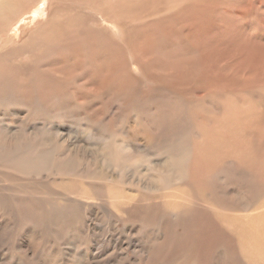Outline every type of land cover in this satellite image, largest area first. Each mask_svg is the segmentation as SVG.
<instances>
[{"label": "rangeland", "instance_id": "obj_1", "mask_svg": "<svg viewBox=\"0 0 264 264\" xmlns=\"http://www.w3.org/2000/svg\"><path fill=\"white\" fill-rule=\"evenodd\" d=\"M11 1L14 8L9 12L6 7L7 12L0 15V63L4 70L9 68L4 75L13 76L19 90L12 89L14 84L0 88L7 100L6 109L0 110V138L4 144L12 141L15 148L20 147L21 132L27 134L29 128L24 125L26 116L32 114L34 122L44 126L36 130L37 140L48 137V128L57 129L59 136L63 132L65 139L87 145L91 139L94 142L105 139L103 127L104 131L112 129L115 137L127 143L133 137L147 142V137L174 136L208 154L203 164L206 175L212 174L203 179L201 191L196 181L180 178L150 192L132 185L119 189L108 185L99 197L81 180L82 174L70 180L62 179L61 175L57 181L44 178L46 184H42L37 171V181L30 178L25 185L42 187L53 206L61 204L60 195L54 197L60 190L87 203H111V214L104 216L103 222L118 238L104 237L101 241L97 234H92V240L98 238L102 242L95 246L80 236L78 244L82 248L71 253L69 261L58 263L53 259L56 263L52 261L54 252L49 249L50 239L54 237L48 235V243L41 246L45 248H37L35 260L43 254L47 264H110L106 256L114 253V260L122 264H134L138 259L143 264L141 253L146 242L159 254L178 249L193 261L198 256L201 264L217 261L234 264V244L242 249L240 233L258 230L257 215L264 213V87L257 89L254 96L247 92L230 93L221 86H217L220 92L216 93L212 84L231 78L264 79V43L259 42V38L264 42V0ZM209 5L216 11L211 23L197 15L198 10ZM173 12L176 16L168 15ZM93 42L98 44L94 52ZM255 64L256 73L246 77ZM207 92L211 94L195 99ZM198 113L203 114L202 120L196 118ZM75 122L80 123V128H76ZM91 126L95 136L87 135ZM15 131L20 133L13 140L11 135ZM98 131L101 132L98 134ZM38 143L46 145L48 150V139ZM45 161H48V151ZM187 166L185 163L181 172ZM205 194L208 196L204 199ZM145 200L159 202L160 207L144 208L141 203ZM22 201L27 208L35 207L30 200ZM14 202L20 206L16 199ZM95 208V211L99 209ZM126 208L133 212L131 218L125 214ZM19 209L9 216L12 223L29 224L39 235H47L46 228L39 229L37 215L30 219ZM146 213L159 214L167 220L162 230L148 233L151 241L142 240L132 224L133 218ZM54 216L51 220L56 219ZM64 216L58 217V220L62 217L64 233L57 230V223L50 224H54L56 239L65 238L67 241L63 242L68 243L72 241L68 230L74 225L68 220L69 215ZM99 216H102L100 212ZM28 240L32 238L28 236ZM23 243L18 242L21 249L17 250L16 259L29 264L27 259L32 255L27 257L29 252L23 249L26 246ZM6 244L8 247V242L0 246V254H7ZM67 250L59 254L60 259Z\"/></svg>", "mask_w": 264, "mask_h": 264}, {"label": "bare ground", "instance_id": "obj_2", "mask_svg": "<svg viewBox=\"0 0 264 264\" xmlns=\"http://www.w3.org/2000/svg\"><path fill=\"white\" fill-rule=\"evenodd\" d=\"M6 7L8 8V10L10 12L11 8H14L12 1L11 0H0V15L4 12H7L5 10ZM197 12H198L197 13L198 17L200 19H202V21L203 20L205 22L209 21V23H211V22H213L214 15H215L216 11H215V8L213 9L209 5V8H202L200 11L198 10ZM174 13L175 12L168 14V15H172V17H174V16H176V15H174ZM215 21H216V19H215ZM162 25H164V24H162ZM204 25H205V23H204ZM252 28H254V27H252ZM203 30L205 32H207L206 29H203ZM254 36L256 37V35H254ZM259 42L264 43L261 41L260 38H259ZM97 45L98 44L95 42H93L91 44V46L93 47V52L97 49L96 48ZM181 51H182V49H181ZM189 51H188V53H189ZM185 52H186V50H185ZM179 54H181V53H179ZM170 55H172V53H170ZM174 55H175V53H174ZM172 57H174V56H172ZM168 58L170 59V57H168ZM179 58L181 59V57H179ZM174 59H176V58H174ZM177 59H178V57H177ZM1 60H3V59H1ZM117 62H119V61H117ZM124 63H126V62H124ZM176 63H179V61L178 62L176 61ZM173 64H175V63H173ZM225 64L226 63H224V65ZM1 65L2 64L0 63V85H2V86H0V88L3 86H6V85L14 84L16 82L15 78L13 76L10 75V78H9L6 74L4 75V72L7 68L4 70L3 69L4 65L3 66H1ZM129 66H131V65H129ZM226 67H227V65H226ZM227 68H229V67H227ZM255 68H256V64L254 65L253 70L251 72H249V74L246 75V77L251 75V74H255L256 73L254 70ZM7 71L9 72V68L7 69ZM122 72H124V71H122ZM128 76H129V74H128ZM129 77H131V76H129ZM19 80H22V79L20 78ZM209 84H211V83H209ZM217 86H221L222 90H226L227 92L230 91V93L232 92L234 94L235 93L236 94H240V93L244 94L245 92H247V93L253 94L255 96L254 92H257V89L264 87V79H262V78H259V79L241 78L240 79L239 78V80H236V78H231V79H225V80H218L217 83L214 82L212 84V88L216 93L220 92V91H217V88H218ZM12 89L14 91L19 90L18 84L16 86L14 84V88H12ZM202 89H203V87H202ZM238 92H240V93H238ZM258 92H260V91H258ZM92 93H96V91H92ZM20 94H23V93H20ZM210 94H211L210 92H207L205 94H203V93L198 94L195 99L200 100V99H203V98L209 96ZM212 94H214V93H212ZM258 94H260V93H258ZM5 97L6 96L0 92V110L6 109V101L7 100H5ZM8 97H10V95H8ZM188 100H190V99H188ZM196 102L194 101V103H196ZM186 103L192 104L193 102H189V103L186 102ZM41 106H42V109H46L45 106H43V105H41ZM203 107H205V106H203ZM16 108L18 109V107H16ZM33 108H35V109L37 108V111H39L38 107H33ZM27 111H29V110H27ZM203 111L205 112L204 108H203L202 112ZM122 114H123V112H122ZM29 115L26 116V117H28V120L27 121L25 120L26 123L24 124L25 126L29 127L28 131H27L28 133L24 134L23 132H21L23 135V140H22V143L20 144L19 148H15L12 141L8 145L4 144L0 138V246L2 244H4V242L9 243L8 247L6 244L7 254L6 253L0 254V256H1L0 263H2V264H12V263L13 264H26L27 263L21 259L18 262V260L16 259L18 257L17 250L21 249L20 245L18 244V242H20V241H24L23 244H26L25 247L23 246V249L25 251L28 249L27 252H29V253H28L27 257H30L32 255V257L27 259V260H30L29 264H36L35 262H39L40 264H47L46 263L47 260L44 261V259H43V254H40L41 256L37 259V261L35 260L34 257H35V254L37 252L36 251L37 248L39 249V247H41L44 243H46V242L48 243V235H53L52 237H54V239H50L51 246L49 249H52L54 252L53 256H52V261H53V259H56L58 261V263H61V261H64V260L69 261V259L71 258L70 254L74 253L75 251H78L79 248H82L81 245L78 244L79 243L78 239L80 236H83L82 237L83 239L88 240L90 243H92L95 246L102 244L101 241L103 240L104 237L105 238L107 237L110 240L111 239L116 240L118 238V234L115 233L113 230L110 231L109 229H107L104 225V222H103L104 216H110V214H111V212H110V208L112 205L111 203H109L107 201H102L103 204L87 203L80 198H73V197H71L72 195H69L68 193L60 190V191L55 192L56 195L54 197L60 195L61 204L53 206L51 204V202L49 201V199H51V198L48 197L49 195L44 192V189L42 187H32L31 188L30 186L27 187L25 185L26 181L30 178H34L36 181H37V178H39V181L43 184L46 181V180H44V178L49 179V181H51V180L57 181V177H59L61 175L62 179L68 178L70 180V179H74V178L76 179L77 175L79 176V174H82L79 177L81 178V180L84 181L85 185H88L89 188L92 189L95 193H97L99 197H102V195L100 193H104L106 190V187L108 185L110 186V188L113 187V188H118V189L123 188L127 185H132V186H136L137 188H142L146 192H150V191H153L155 188L160 187L162 185L171 184L173 182H176L180 178H185V179L191 180V182L196 181V184H197L196 187L198 190L201 191L204 188L203 179L205 178V176L210 177L212 175V174L206 175L207 168L203 164V161L208 157L207 156L208 154L206 155L205 153H203L201 149L199 150L197 148H193V147L188 146L187 141H182V142L178 141V139L175 138L174 136H172L171 138L165 137V138H161V139L160 138H149V137H147V140H148L147 142L136 140V138L133 137L131 139V141H129L127 143L125 141V139H118L117 137H115L114 136L115 132L112 129L104 131V127H103V131H102L103 133L102 134L105 136V139H103V141L96 140L95 142L93 139H91V141L87 145V143L86 144L85 143L79 144L76 142H72L73 140L71 141L70 139H65V135H63V132H62L61 136H59L58 133H60V132H58L57 129L55 131L52 128H48V137H45V138L42 137L39 140H37V138L35 137L36 136L35 132L39 127H44V126H43V124L41 126H39L38 123L34 122L33 118L31 117L32 114L30 116ZM33 115H36V114H33ZM131 117H133V116H131ZM197 117H198V119L202 120L203 114L198 113L196 118ZM193 120H194V118H193ZM128 121H127V126H128ZM23 122H24V120H23ZM191 122H192V120H191ZM191 122L189 121V123H191ZM96 123H97V121H96ZM79 124H80L79 122L76 123L77 129L80 128ZM85 124L87 126H89L88 122H85ZM81 126H82V124H81ZM22 128H24V127L22 126ZM61 129H63V128H61ZM64 130H66V129H64ZM85 130H87V129H85ZM94 130L95 129L93 126L88 127L87 135H93L95 133ZM11 131L13 132L14 130L11 129ZM107 131L109 132V134H107ZM99 132H101V131H98V134H99ZM19 133H20L19 131H15L11 135V138H13V140H14L17 137V134H19ZM1 134L2 133H0V135ZM103 135H102V138L104 137ZM94 136H95V134H94ZM66 138H68V137H66ZM44 139H48V150H47L46 145L38 143V142L44 141ZM100 139H101V137H100ZM175 139H177V140H175ZM45 142H47V141H45ZM70 142H72V143H70ZM193 143H194V141H193ZM66 144H68L69 146L66 147ZM205 149L207 150V148H205ZM47 151H48V161H45ZM147 152H150V154H153V155L148 156L146 154ZM209 152H210V150H209ZM85 157H88L89 160L85 161L84 160ZM185 163H187V165H188L187 170L181 172L180 168ZM230 163H233V162L231 161ZM35 171H36V174H35V176H33ZM37 171L39 172V176L36 178ZM64 176H66V177H64ZM61 178H59V179H61ZM80 178H77V179H80ZM68 179H67V181H68ZM63 182H64V180H63ZM51 184H53V182H51ZM207 196H208V194H205L204 199ZM14 199H16V201L18 203L20 202V206L16 202H14ZM26 199L30 200V204H34L35 207H33V208L32 207H28V208L25 207L24 202L22 200H26ZM87 206H88V209H87ZM141 206L144 208H148L151 206L160 207V203L156 202V201H146L145 200L144 202L141 203ZM70 207H72V208H70ZM95 207H97L99 209L97 211H95V209H96ZM203 207H204V209H206L205 206H203ZM18 208H20L19 212L22 213V215L25 214L27 216V218L29 217L30 219H33V216L37 215L39 217L37 220L39 222V225H40L39 229L46 228L47 230L44 233L47 235H44L43 232H42L43 235H39L37 230L34 231L32 229L31 225H30L31 227L28 226L29 224L25 225L26 223L25 224L23 223V225H22V222H21L20 223L21 226H19L17 223L16 224L12 223L9 220V216L16 213V209H18ZM103 211H106L107 214H104ZM99 212L102 214L101 217L99 216ZM179 212L180 211L176 212V214H179ZM132 213L133 212L131 211L130 208L125 209V214L129 218H131L130 215ZM53 214L56 215L55 220H51V218H50V217L54 216ZM64 215H66V216L69 215V218L68 217L67 218H68V220H70L71 224L74 225V226H72V229L70 228L68 230V234L71 235V238H69V239H72V241L68 242V243L63 242V241H67L65 238L64 239L62 238L61 241L56 239V230H55L54 224H50V223H55V224L57 223L58 228H59L57 230L60 231L61 233H64L63 223H62V221H60L62 219V217H61V219L59 218L60 220H58V217L64 216ZM189 215H190V213H189ZM154 216H150L148 213H146L145 215L144 214L141 215L138 219L133 218L132 224L137 231L136 232L137 235H139L142 240H143V238L144 239L146 238L149 241H151L152 238L147 237L148 233H150V232L153 233L154 230H162L163 226L165 225V222L167 221L165 218L159 217V214H155ZM257 217H258L257 219L259 220L258 230L243 231L240 233V239L242 242V249H240L236 243L234 244V241H233V244H234V247H233L234 248V252H233V259L234 260H233V262H234V264H264V213L257 215ZM181 221L182 220H180V222ZM189 221L191 222L190 219H189ZM24 222H26V220ZM196 227H198V226H196ZM48 228H49V230H48ZM83 230H85L84 234H82ZM178 231H179V229H178ZM181 232H183V231L181 230ZM92 234H97L98 238L99 239L101 238V241H97L98 238H94L92 240L91 239V237H93ZM28 236L32 238L31 241L28 240ZM33 238L35 240H33ZM24 239H27V241H25ZM122 240H123V238H122ZM187 242H188V240L186 241V243ZM84 244H85V241H84ZM144 244L146 246L144 245L143 252L140 249V252H142L141 254L144 256V263L143 264H201L200 258L198 256L195 257L194 261H193V260L189 259L190 258L189 255L183 256L182 253L180 252V250H178V249H176V250L170 249L165 254H161V253L159 254V252H157V250H154L151 247H148L146 242ZM43 247H41V248H43ZM98 248L99 247H97V249ZM100 248H103V247H100ZM65 249H68L66 251V255L62 259H60L59 254L61 252H63ZM82 252H83V250H82ZM115 257L116 256L114 253L108 254L106 256V258H108V263H110V264H122V262L121 261L119 262V260L115 261L114 260ZM25 259H26V257H25ZM86 259H87V256L84 257V260H86ZM138 261H139V259L137 260V263H134V264H141L140 261H139V263H138ZM53 262H56V261H53ZM84 263L87 264V262H84ZM212 264H222V263L217 261V262H213Z\"/></svg>", "mask_w": 264, "mask_h": 264}]
</instances>
